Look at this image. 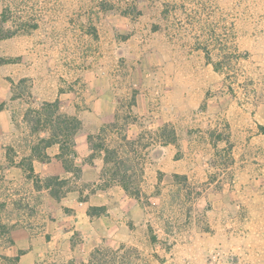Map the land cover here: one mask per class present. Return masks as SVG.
<instances>
[{"label": "crops", "instance_id": "0c3cea01", "mask_svg": "<svg viewBox=\"0 0 264 264\" xmlns=\"http://www.w3.org/2000/svg\"><path fill=\"white\" fill-rule=\"evenodd\" d=\"M244 48L245 56L264 60V45L251 56ZM261 72L255 97L245 83L235 95L216 91L199 108L195 129L187 121L176 129L175 143L160 137V176L136 195L104 173L105 152L93 155L88 135L95 132L85 117H78L81 127L70 141L47 144L52 125L33 129L30 103L15 97L10 74L0 69V252L18 256L19 264H79L98 247L129 248L150 252L151 264L154 257L159 264L190 258L203 264V253L222 247L236 255L230 264H264ZM45 101L54 100L41 105ZM49 176L62 181L61 199L51 192L54 184L47 185ZM170 194L178 199L172 210Z\"/></svg>", "mask_w": 264, "mask_h": 264}, {"label": "rangeland", "instance_id": "374dc122", "mask_svg": "<svg viewBox=\"0 0 264 264\" xmlns=\"http://www.w3.org/2000/svg\"><path fill=\"white\" fill-rule=\"evenodd\" d=\"M2 10L7 27L18 31L0 40V69L10 74L15 97L30 103L29 110L58 99L61 113L85 117L92 132L104 125L106 146L129 160L139 194L160 176L163 127L176 131L188 121L195 129L199 108L217 92L235 95L242 83L254 97L258 91L264 60L250 59L241 47L249 48L248 56L261 53L264 0H0ZM15 106L20 117L21 100ZM117 110L111 128L107 120ZM167 198L172 210L178 199ZM104 248L116 263L151 264L150 252ZM211 253L217 264L236 256L215 247L203 253V264ZM8 257L0 252V264H9ZM190 259L179 263H202Z\"/></svg>", "mask_w": 264, "mask_h": 264}, {"label": "trees", "instance_id": "16d2710c", "mask_svg": "<svg viewBox=\"0 0 264 264\" xmlns=\"http://www.w3.org/2000/svg\"><path fill=\"white\" fill-rule=\"evenodd\" d=\"M6 11H3L0 15V40L12 37L18 33L16 30H12L7 27V23L9 22V18L6 15ZM60 100H55L53 102L45 101L40 109L29 110L27 113V117L29 121L33 124V129H39V123L41 121L50 123L52 125L53 135L52 139L47 141V144H52L54 142H61L58 138L63 137L65 140L63 144H65L66 140L70 141L72 137L77 133L78 129L81 127V121L76 116H71L65 113L60 112ZM4 104H0V110L3 109ZM55 107V110L53 108ZM120 112L119 110L115 111V113L109 116L107 123L110 124L111 128L117 127L119 120ZM105 133V126L103 125L97 133H91L88 135V142L90 148L93 150V155L98 151L105 152V169L104 173H110L111 178L121 183L124 188L132 193L138 195L139 192L133 191V181L132 177L128 174L130 170L128 166H126L125 162L129 161L128 159H120L118 147L110 148L106 146L103 138V134ZM160 137H165V143L176 142V132L173 128L169 129V127L165 126L160 130ZM124 139L128 144L131 145V148L135 146V140H131L129 135L126 134ZM64 147V146H63ZM130 151H133L131 149ZM129 151V152H130ZM126 158H129L128 156ZM113 164L112 169L107 170L108 164ZM62 181L55 179L54 176H49L47 178V185L54 184L53 189L51 190L53 196L57 199H61L63 193L58 188L61 186ZM92 211V209H91ZM3 232L5 231V227L2 225ZM108 249L104 247L96 248L91 254L90 260L88 262H81L79 264H119L116 263L115 257L114 260H110L106 255ZM9 264H19V257H10L8 258ZM71 264H78L76 262H72Z\"/></svg>", "mask_w": 264, "mask_h": 264}, {"label": "built area", "instance_id": "2783aa9c", "mask_svg": "<svg viewBox=\"0 0 264 264\" xmlns=\"http://www.w3.org/2000/svg\"><path fill=\"white\" fill-rule=\"evenodd\" d=\"M210 257L212 259H210L211 261L209 262V264H217L215 259H216V257H218V254L217 253H211V256Z\"/></svg>", "mask_w": 264, "mask_h": 264}]
</instances>
